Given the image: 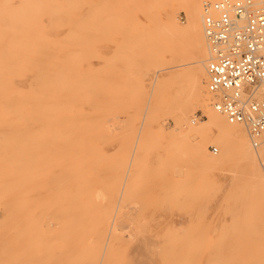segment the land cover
Returning a JSON list of instances; mask_svg holds the SVG:
<instances>
[{
    "label": "rangeland",
    "instance_id": "1",
    "mask_svg": "<svg viewBox=\"0 0 264 264\" xmlns=\"http://www.w3.org/2000/svg\"><path fill=\"white\" fill-rule=\"evenodd\" d=\"M136 1L0 0V264H99L98 238L114 212L122 239L104 264H264V190L242 160L233 154L218 166L208 158L219 144L208 142L209 156H200L164 136L192 92L186 74L125 182L148 128L135 119L149 92L146 72L164 52L165 6L180 25L188 21L178 0ZM206 103L213 109L209 93ZM208 114L196 106L189 119L201 124Z\"/></svg>",
    "mask_w": 264,
    "mask_h": 264
},
{
    "label": "bare ground",
    "instance_id": "2",
    "mask_svg": "<svg viewBox=\"0 0 264 264\" xmlns=\"http://www.w3.org/2000/svg\"><path fill=\"white\" fill-rule=\"evenodd\" d=\"M178 1L181 2L185 6V9H186L187 15H188V21L185 25H180L178 23V21L176 20L175 11L173 10L172 4L170 5V7L165 6V8L163 10V11H165V25L162 28L163 32H161L162 31L161 26L163 24L160 25L157 21V23L160 26L159 29H161L158 31L157 35L160 33L161 35L159 34L158 36L162 37V33H164V37H165L164 46L162 44H159L160 47L162 46L164 48V52L160 56L161 62L159 64H158V62H156L155 64L152 62L154 65H156V68L154 70L149 69L146 72V76L144 78L145 83L148 84L147 86L149 88V92L146 96L145 102H143L144 105H143L142 111H140L138 116H136L135 126L137 128V126L141 125V123L143 121L145 124L144 126L148 125V128H146L144 130L142 140L136 141L137 142L135 145L136 151L134 150L133 154H131L130 162H129V165L127 168V171H128L127 177H126L127 179L125 180V182L128 181V175L131 174V171L137 170V167L140 164V161L142 159V150L144 149L145 140L148 139L149 134L151 133V130H152V128H149V126L153 122H155L160 111H162L164 109L166 111L173 110V107L170 106L171 105L170 94H171V92H175L176 88L178 87L179 80L186 74L190 78V86L192 88V92L190 91L189 94L185 93L182 96L181 101L179 100L180 103H179V105L175 111L174 116H173V118L175 120V127L173 129H171V131L168 134H164L165 138H170V137L175 138L176 137V138L186 140L188 143H190V146L193 149V152L200 155V156H203V155L207 156L208 155V152H207V143L208 142L219 144L221 146V153L216 157L208 158V160H210L211 162H213L214 164H216L218 166H223V165H225L226 162L228 163V159L231 155H233V154L237 155L240 158V160H242V162H243V166H244L246 174H248L250 176V178L252 179V181H254V182H252V184L254 183L256 187L258 186L264 190V146H260L257 148L254 147V145L251 144L252 141H250L251 138H249L250 135H249V132H247L248 129L244 123H240V122L232 123V122H230L227 119V117L224 114H222L221 112L217 111L213 107L212 104L211 105H212L213 109L210 108L206 103V95H207V93H209L211 95V93L208 89V72H207V64H208V60L210 58V46H209V42H208V38H207V35L205 32V26H204V4L207 1L208 2H215L217 0H212V1H209V0H178ZM146 2L147 1H145V3ZM259 2H260V6L264 8V0H259ZM137 4H139L138 0L136 1V5ZM147 4L148 3H146L144 5H147ZM141 5L143 6L141 11L145 8L146 10H144V11H146V13H147V9L149 11V7L144 6L143 2ZM150 13H151V11H149L147 13V15H150ZM64 15H66V14H63V16ZM60 16H62V14H60ZM56 17H57V15H56ZM56 17H54V18L56 19ZM65 17H67V16H65ZM64 18L62 17V20H64ZM149 18H150L149 20H151V15ZM76 19L77 18L75 17V20L74 19L73 20L76 21V23H77L78 19L77 20ZM52 20H53V18H52ZM70 20L73 21L72 19H70ZM80 20H82V19H80ZM66 21H69V19L64 20V22H66ZM152 21H153V17H152ZM82 22L83 21H81L79 23L81 24ZM84 24H86V22H84ZM156 24H155V26H156ZM158 24L156 27H158ZM84 26H86V25H84ZM84 26H83V28H84ZM85 28H87V26ZM127 29H128V27H127ZM132 30H134V29H132ZM151 30H153V29L151 28ZM127 31H129V30H127ZM154 32L156 33V31H154ZM124 35H125V33H124ZM129 37L130 36H128V38ZM148 38H149V36L146 38V40H148ZM72 39H73V37H72ZM185 39H188L187 42L190 40V43L188 45H186V43L183 42V40H185ZM135 41L138 42L137 40H135ZM150 42H151V40H150ZM158 43L159 42H157V44ZM64 44H66V43H64ZM52 45H54V43ZM117 45H119V44H117ZM122 47H123V45H122ZM52 48H53V46H52ZM75 48H73V49H75ZM81 48H82V46H81ZM129 48L130 47H128L127 49H129ZM163 48H161V49H163ZM127 49H126V51H127ZM156 49L157 48L155 47L154 51H156ZM64 50H67V49H64ZM75 50H77V49H75ZM134 50H133V52H134ZM50 52H49V54H50ZM153 52H151V53H153ZM51 53H53V50ZM71 53H73V52L71 51ZM79 53H81V51ZM53 54H56V52ZM54 57L52 59H54ZM71 57H72V55H71ZM49 58H50V56H49ZM79 58H81V57H79ZM156 58H154V59H156ZM151 59L154 61L153 58H151ZM54 61H56V60H54ZM73 61H74V59H73ZM186 64H190V67L187 69H182V70H176L175 69V70H172L170 72H166L168 69H171L174 67H179V66L186 65ZM148 65H150V64L148 63ZM145 66H147V65H145ZM52 69H53V67L49 70H52ZM58 71H60V70H58ZM65 72H67V70ZM81 72H82V70H81ZM55 74H57V73H55ZM73 74L76 76L75 73H73ZM204 79H206V80L204 81ZM205 82H207V83H205ZM47 83H48V81H47ZM64 94H66V92L63 93L62 95H64ZM80 95H82V94H80ZM64 96H63V98H64ZM73 97L76 98L75 96H72V98ZM92 99H95V98L91 97V100ZM109 99H111V98H109ZM47 100H49V99H47ZM64 100H62V101H64ZM100 100H102V99H100ZM104 100H105V98H104ZM53 101H55V100H53ZM74 101H75V99L73 100V102ZM83 101H84V99H83ZM102 105H103V103H102ZM196 106L205 107L206 110L209 112V114H208V118L204 122H202L201 124L193 125L191 123V120L189 119V114L194 110V108ZM120 109H122V111H123V108H120ZM122 111L120 113H122ZM110 115H112V114H110ZM197 116H198V114H196V117ZM77 117L78 116H76V118ZM79 117H80V115H79ZM84 117H86V116H83V118ZM62 118H64V117H62ZM80 118H78V119H80ZM95 118H98V117H95ZM99 118H101V117H99ZM58 119H56V121ZM41 122H42V120H41ZM52 122H53V120H52ZM96 126H97V124H96ZM156 126H158L159 133H163L162 126H160L158 124ZM132 128L133 127H131V129ZM139 128H140V126H139ZM137 139H139V138H137ZM54 148H52V149H54ZM218 151H219V148H218ZM205 161H207V160H205ZM207 162H209V161H207ZM124 171H125V169H124ZM118 172L119 171H117V173ZM131 175H133V174H131ZM123 189H124V186H123ZM136 203L137 202H135V205H136ZM136 206H138V205H136ZM25 208H27V207H25ZM118 208H119V206H118ZM102 217L104 218V215ZM117 217H118L117 214L114 212V213H111L108 216V218H106V224H107L108 230H106L107 231L106 235L104 233V235L102 237L100 235L98 238L99 243L102 245L104 244L102 246L103 255H101L100 259H98L99 264H100V262H101V264H104V260H105V257L107 256V253L110 257L111 252L117 246V244L118 245L120 244V239H122L120 234H119L120 229L116 225L118 223ZM103 228H104V223L102 222L101 223V229H103ZM96 229H97V227H96ZM97 232H99V231H97ZM135 233H136V231H135ZM95 252H97V251H95ZM97 256L99 258V253H98V255H97V253H95V259L96 260H97Z\"/></svg>",
    "mask_w": 264,
    "mask_h": 264
},
{
    "label": "built area",
    "instance_id": "3",
    "mask_svg": "<svg viewBox=\"0 0 264 264\" xmlns=\"http://www.w3.org/2000/svg\"><path fill=\"white\" fill-rule=\"evenodd\" d=\"M204 26L213 107L244 123L254 147L264 146V8L259 0L207 1Z\"/></svg>",
    "mask_w": 264,
    "mask_h": 264
}]
</instances>
